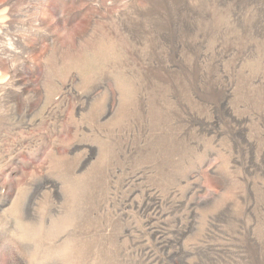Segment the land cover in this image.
<instances>
[{
    "label": "rangeland",
    "instance_id": "374dc122",
    "mask_svg": "<svg viewBox=\"0 0 264 264\" xmlns=\"http://www.w3.org/2000/svg\"><path fill=\"white\" fill-rule=\"evenodd\" d=\"M0 264H264V0H0Z\"/></svg>",
    "mask_w": 264,
    "mask_h": 264
}]
</instances>
